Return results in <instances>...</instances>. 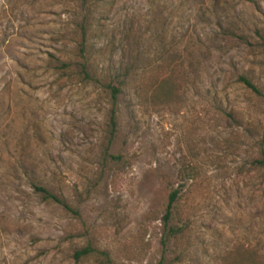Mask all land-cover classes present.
I'll return each instance as SVG.
<instances>
[{"label":"rangeland","instance_id":"374dc122","mask_svg":"<svg viewBox=\"0 0 264 264\" xmlns=\"http://www.w3.org/2000/svg\"><path fill=\"white\" fill-rule=\"evenodd\" d=\"M263 128L264 0H0V264H264Z\"/></svg>","mask_w":264,"mask_h":264},{"label":"trees","instance_id":"16d2710c","mask_svg":"<svg viewBox=\"0 0 264 264\" xmlns=\"http://www.w3.org/2000/svg\"><path fill=\"white\" fill-rule=\"evenodd\" d=\"M100 1H105V0H100ZM62 68H64V67H62ZM83 73H84L86 79L92 80L91 77L88 75V73L85 70H83ZM238 80L246 88L250 89L251 91H253L257 94L259 93V91L253 85V83L249 79H247L246 77L241 76V77H239ZM119 84H122L121 81H119ZM107 88L110 90V98H111V103H112V106L110 108V113H109V119H108V127L110 129L109 135H110V140H111L115 134L116 114H117L116 101H117L118 95L121 93V88L120 87H113L111 84H108ZM161 88L164 90V95L167 96L168 94H170L171 85L167 80H163V82L161 83ZM263 130H264V128H263ZM263 141H264V139L260 142L261 146L263 145L262 144ZM251 166L254 170L264 169V148L263 147H260V156H259V158L252 160ZM191 172H192V169H189V170L186 169L184 171V174H183L184 178L186 176L190 175ZM188 178H190V177H188ZM35 190L37 192H39L40 194H42L43 198L46 201H51V202L60 204L66 210L72 211V209L63 200L52 195L51 193H49L45 189H43L41 187H35ZM177 196H178V191H176V190L173 191L169 196L168 203L166 206V212H165L164 217H163L165 224H167L169 218L171 217L172 209L174 207V204L177 202ZM169 233H170V235H175V232L172 229L169 230ZM93 253H94V250L91 247L84 248V249H82L80 251H76L74 253V260L77 263L81 259L88 258ZM103 256L107 259L106 255L104 253H103ZM159 264H161V263H159Z\"/></svg>","mask_w":264,"mask_h":264}]
</instances>
